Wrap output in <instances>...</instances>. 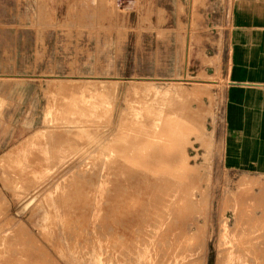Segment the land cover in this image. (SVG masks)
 Here are the masks:
<instances>
[{
  "label": "rangeland",
  "instance_id": "rangeland-1",
  "mask_svg": "<svg viewBox=\"0 0 264 264\" xmlns=\"http://www.w3.org/2000/svg\"><path fill=\"white\" fill-rule=\"evenodd\" d=\"M207 1L0 0V264H216Z\"/></svg>",
  "mask_w": 264,
  "mask_h": 264
},
{
  "label": "crops",
  "instance_id": "crops-1",
  "mask_svg": "<svg viewBox=\"0 0 264 264\" xmlns=\"http://www.w3.org/2000/svg\"><path fill=\"white\" fill-rule=\"evenodd\" d=\"M221 5L208 0L206 15ZM223 30L204 49L205 58L217 64L207 73L223 75L218 169L228 176L225 210L215 212L207 246H215L216 264L231 258L264 264V0H229Z\"/></svg>",
  "mask_w": 264,
  "mask_h": 264
},
{
  "label": "bare ground",
  "instance_id": "bare-ground-1",
  "mask_svg": "<svg viewBox=\"0 0 264 264\" xmlns=\"http://www.w3.org/2000/svg\"><path fill=\"white\" fill-rule=\"evenodd\" d=\"M58 81V80H57ZM210 82V81H209ZM144 114V113H143ZM146 114V113H145ZM61 184V183H60ZM98 185V184H97ZM57 187V186H56ZM95 187V186H94ZM93 187V188H94ZM92 192V191H91ZM95 192V191H94ZM94 194V193H93ZM67 195V194H66ZM92 195V194H91ZM83 196H84V194H83ZM78 197V196H77ZM109 197V196H108ZM107 201V200H106ZM78 202V201H77ZM129 205V204H128ZM104 231V230H103ZM107 231V230H106ZM110 233H111V231H110ZM190 241V240H189ZM189 245V244H188ZM190 247V246H189ZM20 249V248H19ZM16 256V255H15ZM27 256V255H26ZM12 257V256H11ZM17 257V256H16ZM31 257V256H30ZM29 258V257H28ZM16 259V258H15ZM33 259V258H32ZM14 260V259H13ZM20 260V259H19ZM11 263V262H10ZM17 263V262H16ZM18 263H19V261H18ZM25 263V262H24Z\"/></svg>",
  "mask_w": 264,
  "mask_h": 264
}]
</instances>
